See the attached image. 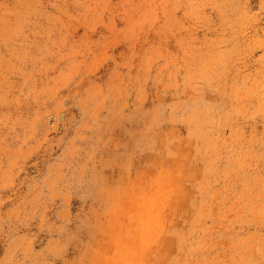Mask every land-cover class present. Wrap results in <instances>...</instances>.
<instances>
[{
    "label": "rangeland",
    "instance_id": "rangeland-1",
    "mask_svg": "<svg viewBox=\"0 0 264 264\" xmlns=\"http://www.w3.org/2000/svg\"><path fill=\"white\" fill-rule=\"evenodd\" d=\"M0 264H264V0H0Z\"/></svg>",
    "mask_w": 264,
    "mask_h": 264
}]
</instances>
